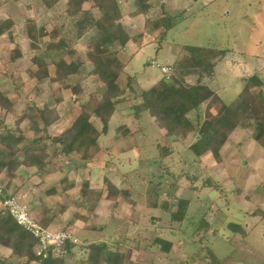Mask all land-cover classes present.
Wrapping results in <instances>:
<instances>
[{
  "label": "rangeland",
  "instance_id": "1",
  "mask_svg": "<svg viewBox=\"0 0 264 264\" xmlns=\"http://www.w3.org/2000/svg\"><path fill=\"white\" fill-rule=\"evenodd\" d=\"M8 1L0 13V20L12 22V34L0 36V91L13 104L9 108L0 105V137L7 128L15 131L17 127L32 137L28 122L20 117L33 103L57 107L60 118L52 130L59 132L83 109L92 111L103 93L99 78L89 74L93 68L87 49L90 34L81 35L66 15L67 0L52 8L40 0H24L22 6ZM118 1L123 24L131 33L144 30L151 40L159 38L158 23L146 25V30L145 17L130 16L134 0L131 4ZM161 3L176 21L166 42L153 41L133 57L127 48H113L128 65L119 78L122 87L127 86L128 76L137 75L146 82L166 77L156 64L172 65L183 45L193 44L211 49L208 57L216 63L215 73L201 85L218 92L231 107L237 105L240 92L254 75L262 86L250 82V90L256 97L264 94V0ZM151 11L156 18L162 7L155 2ZM40 27L59 33L61 49L50 51L49 58L83 62L86 70L64 82L37 76L35 56L50 39L45 36L37 48L32 46ZM66 49H73L72 54ZM49 72L54 76V64ZM188 79L194 82L196 78ZM134 104L129 99L118 105L109 132L100 136L99 149L91 159L84 160L80 153L61 159L56 146L45 141L50 170L37 173L36 167L25 165L4 170L0 174V214L9 213L5 200L16 198L37 222L45 216L51 219L48 228H67L79 240L68 264L85 262L87 245L102 241L125 252V264H213L210 251L219 259L214 264H264V131L260 140L249 130L234 132L222 150L223 160L216 161L210 152L197 157L189 150L199 137L193 126L187 137L170 138L153 117L135 112ZM197 117L204 121L202 113H191L192 119ZM208 117L216 120V116ZM96 126L102 128L99 120ZM168 146L171 151L160 156ZM86 182L95 194L84 197L81 190ZM113 185L129 188L130 199L122 194L107 198ZM179 198L190 200L181 222L161 208L162 202ZM204 222L208 225L200 226ZM237 223L243 231L231 230L229 225ZM157 237L172 243L170 251L155 244ZM0 253L8 255L10 250L1 248Z\"/></svg>",
  "mask_w": 264,
  "mask_h": 264
},
{
  "label": "trees",
  "instance_id": "2",
  "mask_svg": "<svg viewBox=\"0 0 264 264\" xmlns=\"http://www.w3.org/2000/svg\"><path fill=\"white\" fill-rule=\"evenodd\" d=\"M47 8L56 6L61 0H40ZM162 0H134L135 10L131 17H145V26L150 23H158L159 38H148L151 34L146 31L131 33L123 24L124 13L118 0H67L65 13L74 20L73 25L81 32V35L90 34L87 46L89 62L93 68L89 74L97 76L103 85L102 95L95 108L88 111L86 108L71 121L63 130L53 131V125L60 118L57 107L48 105L31 104L20 117V121H27L29 129L33 131L32 137L17 127L15 131L7 128L5 134L0 137V174L10 168L17 170L20 166L36 167L37 173L50 170L52 162L47 161L45 141H50L56 146L58 157L69 158L73 153L82 154L84 160L91 159L95 151L99 149V138L102 134H108L109 123L118 110V105L127 100H135V112H146L154 118L158 125L165 130L170 138L187 137L192 130L198 132L199 137L193 143L191 150L197 157L210 152L216 161L223 160L222 150L229 141L231 135L239 129L251 131L253 137L261 139V131H264V94L254 96L249 88L250 82L262 86L257 75L252 76L239 94V102L231 107L216 91L202 86L201 81L211 77L215 73V61L208 57L211 50L205 46L185 44L176 62L169 65L171 73L169 78L163 77L149 89L138 86L135 76H128L127 86L119 84V78L124 72L126 64L113 49L119 46L124 49L130 42L137 46L152 41L166 42L168 33L176 25V21L164 9ZM155 2L160 4L162 12L153 18L152 9ZM87 5H90L88 7ZM12 22L10 19L0 20V36L8 33L11 35ZM38 37L33 38L32 46L42 42L45 36H50L43 49L35 56L38 65L36 75L44 78L50 77L52 82H64L70 77L85 71L83 62H66L64 59L55 61L49 58L50 51H59L58 31L50 33L46 28L38 29ZM147 30V29H146ZM65 40V39H64ZM118 48V47H117ZM213 49V48H212ZM73 49H66L72 54ZM222 55L226 50L221 51ZM21 55L17 50V57ZM50 64H54V76L49 72ZM195 77V81H189L188 77ZM13 101L9 96L0 91V105L9 108ZM202 113L203 122L191 118V113ZM216 116L211 121L208 116ZM201 117V116H200ZM96 120L100 121L102 128L96 126ZM202 121V120H201ZM122 127L120 126L119 129ZM171 151L170 147H163L160 156H166ZM23 154L19 157L18 153ZM88 183H84L81 190L84 197L95 194L89 190ZM129 198V188L112 186L107 198H115L118 195ZM134 203V201H132ZM190 200L179 198L174 201L161 203V208L167 211L171 219L181 222L184 220ZM43 216L40 223L44 227H50L51 219ZM208 224L204 222L200 226ZM232 231L241 228V224H230ZM62 230H68L63 228ZM159 244L162 251L171 249V242L157 237L155 244ZM39 241L28 232L10 214H0V249L10 250L8 255L0 253V264H68L67 259L75 256L76 245L68 244V254L64 257L53 256L47 258L37 255ZM87 257L81 264H125L127 254L119 249H112L108 242H93L86 247ZM214 263L219 262L217 256L210 251ZM213 263V264H214ZM212 264V262H211Z\"/></svg>",
  "mask_w": 264,
  "mask_h": 264
},
{
  "label": "built area",
  "instance_id": "3",
  "mask_svg": "<svg viewBox=\"0 0 264 264\" xmlns=\"http://www.w3.org/2000/svg\"><path fill=\"white\" fill-rule=\"evenodd\" d=\"M156 65L169 78L171 68L159 63ZM4 204L17 222L38 239L37 255L43 258H47L50 254L64 257L68 254L66 246L68 244L77 245L79 242L78 238L69 230H52L41 225L30 216L26 206L22 205L16 198L7 199Z\"/></svg>",
  "mask_w": 264,
  "mask_h": 264
},
{
  "label": "crops",
  "instance_id": "4",
  "mask_svg": "<svg viewBox=\"0 0 264 264\" xmlns=\"http://www.w3.org/2000/svg\"><path fill=\"white\" fill-rule=\"evenodd\" d=\"M16 2V4L18 6H22L24 3L23 2H26L24 0H14ZM130 1V0H128ZM7 2H9L8 0H0V13H1V10L3 9V7H5L7 4ZM132 2L130 1L129 4H131ZM134 3V2H133ZM9 4V3H8ZM5 5V6H4ZM10 5V4H9ZM134 5V4H133ZM131 10V9H130ZM8 10H4V13H6L5 15L7 16V12ZM123 11V10H122ZM124 13V12H123ZM0 17L1 14H0ZM137 18V17H135ZM151 43H155V42H148V43H144L142 46H137V44H135L134 42H130L125 48H127V50H129V57H133L139 50H141L142 48H144L145 46L151 44ZM132 47V48H131ZM124 48V50H125ZM125 63V62H124ZM128 66V65H127ZM127 66L125 67V70L127 68ZM132 75V74H130ZM137 79V82L140 83L141 87H144V88H149L151 86H153L157 81H150V82H146L142 79H140V77H138L137 75H134Z\"/></svg>",
  "mask_w": 264,
  "mask_h": 264
}]
</instances>
